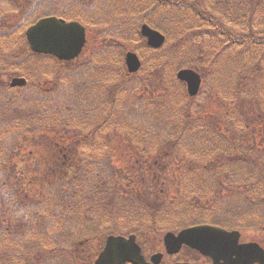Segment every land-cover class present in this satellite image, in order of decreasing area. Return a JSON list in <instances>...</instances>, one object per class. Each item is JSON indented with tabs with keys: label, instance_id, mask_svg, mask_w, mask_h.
Masks as SVG:
<instances>
[{
	"label": "rangeland",
	"instance_id": "obj_1",
	"mask_svg": "<svg viewBox=\"0 0 264 264\" xmlns=\"http://www.w3.org/2000/svg\"><path fill=\"white\" fill-rule=\"evenodd\" d=\"M55 1L42 0L41 4L43 7H48V10L52 9V11L64 17L82 23L86 28L87 42L83 52L75 60L68 62V67H65L66 71H70L69 76L73 72H81L84 76L82 81L90 83L89 85H82L81 91L77 95L89 96L95 81L102 83L104 88H110L114 85V82L118 81L119 77H126L124 65L126 51H135L139 55L142 65L138 73L130 76L131 79L135 77V83H127L129 88L125 90L118 88L116 93L114 92L112 101L108 90L106 92L104 90L101 95V98L105 101L103 111L108 113L107 110L112 105V117L117 118L114 129L111 127L106 129L105 125L98 129L100 121H102V115L95 111V116L89 120H84L86 124H82L77 128L72 124L63 125L65 134L60 133V136H56V133H51L52 128L45 129L48 123V116L46 110H44L46 103L35 102L34 100H36L39 89H47L48 82L53 74V72H50L53 67L61 66L63 63L52 58L51 60L45 57L32 56L26 47L23 35L24 28H18V23H16L17 9L13 8L18 6L6 2L9 5L8 9L5 7L6 3L0 1V12L3 13V15L0 14V59L7 57L8 62L12 63L11 65L9 63L0 64V116L6 114L4 109L9 103L2 101L11 96L20 95L21 99H29L36 107V110L32 106L26 107L27 112L20 110L23 114L20 117L21 122L18 123L19 126L16 127L15 134L12 135L14 130H10L5 140L0 138V150L4 153L0 154V173L3 172L2 176L5 181L8 179L11 181V183L5 184L13 185L16 189L17 202L19 203V206L15 207L16 210L22 207V209H28L32 212L34 210L42 212L26 225L25 218L27 216L23 220L16 218L15 213L17 211L11 210L7 205L8 203L2 202L0 199V259L2 261L0 264H7L8 261L13 262L14 260L17 261V264H92L91 254L93 249H97L99 245L100 233H103L105 237L111 232H114L113 235H116V233L125 235L129 231H135L140 235L142 243L140 245H143L141 247L142 252L148 257L155 251L162 249V238L160 237L162 232L164 233L168 229L176 232L182 227L199 224V222H202V220H199L200 215L205 213L211 206L206 204L201 207L204 199H200L199 207H194L191 204L195 200V196L188 198L187 201L191 203L189 204L185 201V196L179 195L181 192L180 188L175 185L176 183L168 184L166 177L163 175L160 176L162 178L157 175L158 178H155L154 185L147 188H144L141 180L139 185L137 177L130 176L129 179L125 177L122 168H127V161L129 167L139 166L133 159H130L131 155L137 153V150L132 146L130 147L129 141H126L125 128L136 132L140 124V114L136 113L132 117L133 120H130L129 116H125L129 114V111H125L124 103L131 100L132 102L129 103L131 106L141 104L144 112L145 104L148 108V103L154 106L159 105L153 109L156 117L164 115V117L169 118L173 114L174 116L168 120L169 124H173V120L177 115L180 116L176 118V121L180 123L184 121L183 107L191 102L197 109L192 113L193 119L197 120L194 123H202V120L213 117L218 118V124L223 127L219 134H224L221 142L227 136L228 142H238V144L245 145L246 139L253 137L252 133L257 135L260 132L258 126L260 122H264V107L260 108L259 104V107L256 106L250 109L247 104L244 107L246 114H239L226 108V104L233 102L234 98L227 97L225 99L221 95L222 91L231 89V86L233 87L234 78L238 76L233 73L237 64L234 55L241 58L239 66H242L245 69L244 72L248 74L246 70L250 69L251 66L253 68V64L261 57V53H250L243 50V54L240 55V52L237 51L239 47H231L229 43L225 42L226 39L231 41L230 35L236 38L241 35L246 36L245 32L249 24L245 22L243 28L236 25L234 18H232V24L219 22L217 11L213 10H207L205 13L216 20V24L219 25L217 29H213L214 24L193 22V15L188 13L191 12V8L195 4L193 0H171L174 4L180 5L176 8H180L181 11L166 6L164 2L167 0H77L78 5L76 2L72 4V0L68 2L60 0L57 5L52 7ZM152 1L156 3L154 13L160 18L170 20L168 23L160 22L167 31L164 32L167 41L164 45L155 47V49L160 50V53L156 55L152 53L155 49H148L145 43L138 41L140 39L141 16L148 11V8L145 9V7ZM199 1L202 2L203 0ZM69 3L70 6H67ZM223 10V8L219 9L221 13H225V10ZM45 12L42 9L37 10V13ZM26 16H29L28 12ZM32 18L31 16L30 19L32 20ZM253 26H258V23L253 21ZM219 29L224 31L225 35H219ZM133 31L135 34H133ZM173 44L174 48H177V54L170 56L172 54L170 49H174ZM189 59L191 61H188L189 64L185 66L177 64L181 60ZM195 65H199V69L202 70L198 72L202 75L203 82L198 95L192 99L188 97L185 86L177 81L176 73L181 68H187L186 66L194 69ZM256 69V79L259 82L254 87L261 92V90L264 91V67L258 68L257 64ZM15 76L26 78L27 83L25 86L10 90L8 83ZM38 81H40L39 87ZM72 82L74 80L70 78L63 81L59 86V90L69 93V95L65 94V97L62 98L64 105L69 106L72 103L76 105L78 111L81 103L70 96V84ZM253 83V80H251L247 85ZM257 85L258 87H256ZM211 92L215 95L214 98L210 94ZM178 96H180L179 99ZM15 102L19 103L17 100ZM86 108L89 113H92L90 103L86 105ZM120 110L123 111L122 115ZM227 111L230 112L229 114L232 117V124L224 117ZM16 117H18L17 114ZM81 123L82 121H80ZM119 123H122V125ZM229 124L236 129L235 133L232 128H228ZM143 125L140 134V155L155 149L154 146H149L148 136L142 138V134L147 131L148 127L147 123ZM254 126H257L255 130L253 129ZM92 129H95V134L98 132L101 136L102 148L99 145L97 146L98 149L95 148L91 136L90 139L88 138L89 140L67 147L70 141L75 140L73 138H78V134L83 137L84 133L90 134ZM237 131L242 135L240 140ZM16 134L21 135V139L15 143L16 138L14 139V136ZM121 136L124 138L123 142L119 141ZM135 138L136 136H133V139ZM190 139L192 146L200 145L197 137ZM258 140L264 143V135H260ZM49 141L63 147L66 153L55 157L56 161L60 162L61 171H59L64 191L63 201L60 202L56 212L58 218L55 216L54 202L48 201L50 199L46 191V185L27 184L33 170H36L37 174L42 173L41 158L43 155H39V152L40 149L47 146ZM261 142H256L255 145ZM112 143L114 144L112 145ZM145 145H148V147ZM202 151L203 148H194L196 154H201ZM34 152H37L38 155ZM91 155H100L110 159L112 165L117 168L116 181L118 182L114 187L113 197L111 196L109 174L99 177L95 170L88 169L91 164L101 159ZM32 157H35V161L29 166V158ZM9 159L10 164L7 165L6 161ZM113 159H117L116 162ZM187 162L192 163L193 161L190 158ZM161 163L166 165L168 160L162 159ZM62 165H66V167H62ZM74 167H77V169H74ZM83 168L89 172V176L86 177L88 183H85L83 181L84 177L81 176L84 172ZM75 171H78L79 174H74ZM220 171L218 167L216 173ZM224 179L225 177L222 176L221 180ZM0 188L5 189L4 186H0ZM139 196L140 202L143 197H148L151 200L147 210H140V204H137ZM215 196L216 194L211 195L212 198ZM242 199L244 198H239L238 201L242 203ZM157 204H159L158 207L155 206ZM181 204H185L187 214L178 220L176 215H178V206ZM212 204V214L208 215L212 221H215L212 223L221 225L225 215L227 219L225 223L229 227L235 228L239 222L238 220H240V240L260 241L257 235H263L264 231L260 230L258 232L257 228L251 226L256 230L253 233L250 229L245 228L243 224L246 221L242 220L241 217L238 219L229 210H223L216 207L217 205L214 203ZM213 207L216 208L213 209ZM110 208L114 209L113 213ZM162 213L170 218L171 226L158 222L157 217ZM108 215L112 216V219L118 216L117 223L110 233L104 230L102 224L106 222ZM173 217L174 219H171ZM56 218V225L52 228ZM9 220L11 223L3 222ZM97 225L102 226L105 232H102ZM15 232H17L16 235ZM28 232L32 233L29 239L26 235ZM51 232L54 234L52 241H50L52 237H49ZM100 243L102 246V242ZM41 249H44V253L41 255L42 259L35 253L40 259V262H37L32 250ZM174 261H188L192 264L206 262L196 252L186 248L182 249L179 254L164 259L161 264Z\"/></svg>",
	"mask_w": 264,
	"mask_h": 264
},
{
	"label": "trees",
	"instance_id": "obj_2",
	"mask_svg": "<svg viewBox=\"0 0 264 264\" xmlns=\"http://www.w3.org/2000/svg\"><path fill=\"white\" fill-rule=\"evenodd\" d=\"M193 1L195 4L191 8V12H188L193 15V22L214 24L213 29H217L219 25L216 24V20L205 13L207 10H213L217 11L219 22L222 21L232 24V18H234L236 25L239 27L243 28L244 22L249 24L248 29L245 32L246 36L241 35L240 37L236 38L231 37L230 35L231 41L226 39L225 42L229 43L231 47H239V50L237 51L240 52V55L243 54V50H246L250 53L259 52L261 53V57L255 61L256 63L253 64V68L251 66L252 69L250 68L246 70L248 71V74H246L244 72L245 69L242 66H239L241 58L234 55L235 59L237 60V64L234 67L233 73L237 74L238 76L234 78L233 87L231 86V89L223 91L224 98H234L233 102L226 104V108L239 114H246L244 107L247 104L249 105L250 109H253L256 106L259 107V104L260 108H262V106L264 107V91L261 90V92H259L258 89H255L254 87L259 82V80L256 79L257 75L255 74L257 70V64L258 68L264 67V0H207V2H205V0L202 2L199 0ZM39 2L40 0H33V6L30 8L26 7V5L19 6L18 4H15V1H12L11 5L18 6L15 9H17L19 13L18 16L21 18L20 21H18V28H25L31 22L35 21L34 19L37 17V15L43 16L56 13L52 11V9L48 10V7H45V13L37 14V10L40 8ZM75 2L78 5L77 0L72 1L73 4ZM164 4L181 11L180 8H176L180 5L174 4L171 0L165 1ZM155 7L156 3L154 1L149 3L145 7V9L148 8V11H146L145 14L141 16L142 18L140 22H145L160 30L162 33L167 32L160 22L164 21L168 23L170 20L158 17V15L154 13ZM220 8H223L225 13H221L219 11ZM31 9L33 17L32 20L29 16H26V13ZM49 11L51 12L48 13ZM253 21L257 22L258 26H253ZM19 23L21 24L20 27ZM232 29L237 30L236 28ZM133 34H135L134 31ZM219 35L223 36L225 35V32L219 29ZM138 41L140 43L144 42L141 37L138 39ZM174 49H170L172 52L170 56L177 54V48L175 50ZM152 53L155 55L159 54L160 50H155ZM31 54L32 56L34 55V57H39L33 53ZM40 57L51 58L44 55H41ZM188 61H191V59L181 60L180 62H177V64L179 66H185L189 64ZM61 63H63L61 66L53 67V70L50 71L53 72V74L48 82L47 89L40 90L37 94L36 100L34 101L45 102L46 107L44 110H46L48 116L57 118L58 123L63 121H75L76 124L80 125V121H82L81 124H86L84 120L91 119L96 115H94V112L98 111L102 115V121H100V125H106L108 122V114L104 115L102 108H104L103 103L105 101L101 98V95L104 90L105 92L108 90L110 100L112 101L114 99L113 88H104L102 83L95 81V85L90 91L91 93L89 96L77 95L81 91L82 85H89L90 83L82 81L84 76L81 72H73L69 76L70 71H66L65 69V67H68L69 64L67 62ZM194 69L198 70L199 72L202 71L199 69V65H195ZM69 78L74 80V82L70 84V96L81 103V107L78 111L76 109V105L72 103L69 106L66 104L64 105L62 101V98L65 97L64 95H69V93L67 91H65V93L60 91L59 86L63 81L69 80ZM251 80H253L254 83L247 85ZM256 87H258V85ZM13 97L11 96L8 99H4L2 101L9 102L6 106V109H4L6 114L4 116H0V138H4V140L6 139L10 130H14L12 135L15 134L16 127L19 126L18 123L21 122L20 117L23 114L20 110L27 112L26 107L28 106H32L34 110H36V107L30 102L29 99H21L20 95ZM15 100L19 101V103L15 102ZM88 103H90L92 113L87 111L86 105ZM148 104L149 108L147 107V104L144 105L145 112L143 111L141 104H136V106H132L128 110L129 119H133L132 117L136 113L140 114V134L142 133V128L144 126L143 124L147 123V131L142 134V138L148 136L150 142L149 146L152 145L155 148H150L152 151L146 153L145 155H140V167L145 169L146 174L148 173L152 175L155 171H158L160 169L159 165L157 164L158 158L166 156V158L170 161V165L177 166L179 177L181 176L180 173L188 171L186 172V178L182 183L185 186L183 189L186 193L195 194L198 197L195 198L192 204L186 200L185 201L194 207H199L200 198H202L204 200L201 204V207L206 204L211 206L205 211V213L202 214V218L205 220L204 222H215L208 217V215L212 214V203H214L217 205L216 207L222 208L223 210H229V212L232 213L234 217L236 216L237 218H240L244 216V218L255 222L256 227L264 231V143L258 140L260 135H264V122L259 123L258 127L260 132H258L257 135L252 133L253 137L246 139L245 145L238 144V142L230 143L226 141V139H228L227 136L225 137V140L221 142L222 135L224 136V134H219V131H221L223 127H220L218 122H216L218 121V118L213 117L207 120H202L199 118L203 122L194 123L197 120L193 119L192 113H194L197 109L193 104H191V102L183 107L184 121L181 123L176 121V118L180 116L177 115L173 120V124L168 123V120L174 116L173 114H171L169 118L164 117V115L156 117L153 109L159 105L154 106L153 104ZM111 106L112 105H110V108ZM229 113V111L225 112L224 117L232 124V117ZM16 114L18 117H16ZM58 123L55 126H57ZM256 127L257 126H254L253 129L255 130ZM228 128H232L235 133L236 129L232 125L229 124ZM92 134H94L93 129L90 131V134H83V137H81V134H78V139L70 141L67 147L73 144L77 145L78 142L88 140L89 135L91 136ZM237 136H240L239 140L242 138V135L238 131ZM193 137H197V140L200 143L199 146H192V141L190 138ZM15 138L16 143L21 139V135L16 134L14 136V139ZM256 142L261 143L255 145ZM145 146L148 147V145ZM58 147L59 146H57L56 143L49 141L47 146L42 148V151L39 154L43 155L41 158L42 173L37 174L36 170H33L30 173V178L27 180V184L38 186H41L42 184L44 186L46 185V191L50 199L48 201L54 202L56 209L55 216L57 218L58 215L56 212L60 202L63 201L62 197L64 193L63 181L60 173V162L56 161L55 159L57 155H60L58 152ZM196 147L203 148L201 154H196L194 152V148ZM100 148H102V146H100ZM62 151L65 153L64 150ZM164 151L168 152L170 155L154 154V152L162 154ZM34 153L38 155L37 152ZM71 156L73 158V154ZM91 156H97L101 159L96 161L94 164H91L88 169L95 170L99 177L103 176L104 174H109L111 189H114L118 181L115 180V168L112 165L111 160L101 157L100 155ZM190 158L193 161L192 163L187 162L190 160ZM116 160L117 159H115L114 162H116ZM34 161L35 157L29 158L28 165L31 166ZM7 162L8 161H6V164ZM62 167H66V165H62ZM127 167H129V165H127ZM218 167L221 171L216 173V169ZM74 169H77V167H74ZM122 170L125 174V177L129 179L131 176L130 172L127 170L126 173L124 168H122ZM2 173L3 172L0 173V186H4L5 189L0 188V199L2 202L8 203L7 205H11V208L13 209L14 207L19 206L16 197L18 194L15 191L16 189L13 187V185L5 184L11 183V181L9 179L5 181L3 179ZM62 173L64 175V171ZM40 174L41 176H39ZM74 174L77 175L79 173L78 171H75ZM81 176L84 177L83 181L88 183L86 177L89 176V172L86 169H84V172H82ZM222 176L225 177L224 180H221ZM21 183L25 184L24 182ZM214 194H216V196L212 198L211 195ZM242 197L244 199H242V203H240L238 199ZM73 198L75 197L73 196ZM149 204L150 200L148 197H143V201L140 203V210H147ZM216 207H213V209ZM48 208H50V206H48ZM111 211L113 213L114 210L111 209ZM15 214L16 218L20 220H23L25 216H27L25 219L28 221H31L34 217H38V214L35 210L32 212L28 209H21ZM185 214H187L185 204L179 205L178 215H176V212L175 215L184 217ZM30 215L32 216L30 217ZM57 218L53 222L52 228L56 225ZM117 218L118 216H115L112 219V216L110 215L106 217V222L102 224L104 230H107V233H109L114 228L115 224L117 223ZM157 219L164 221L166 224H170L169 218L166 214L162 213L157 217ZM4 222L7 223V221ZM8 222L11 223L10 220ZM225 222H227V219L224 215L221 225L228 226V224ZM97 227L102 232H105L102 226L99 227V225H97ZM105 227L107 228L105 229ZM53 235L54 234L52 232L49 233V237H52L50 238V241L54 239ZM103 235V233H100L99 239H102ZM35 253L40 256L44 253V251L41 249ZM1 262L2 261L0 259V263ZM7 264H17V261H8Z\"/></svg>",
	"mask_w": 264,
	"mask_h": 264
},
{
	"label": "water",
	"instance_id": "obj_3",
	"mask_svg": "<svg viewBox=\"0 0 264 264\" xmlns=\"http://www.w3.org/2000/svg\"><path fill=\"white\" fill-rule=\"evenodd\" d=\"M141 33L151 46L159 47L164 41V36L160 32L145 24L141 26ZM26 38L31 50L49 53L64 60L76 57L85 42L84 28L79 23L65 22L55 17L38 20L26 30ZM126 64L130 72L136 71L140 66L137 56L131 52L126 54ZM177 77L186 82L190 95L197 93L200 86V76L197 72L182 69L177 73ZM23 82V78H15L11 85ZM236 233L201 225L185 229L177 236L167 233L164 241L168 253L178 251L181 244L186 243L202 254L212 256L214 259L212 264H252L254 262L264 264V251L255 243L238 244ZM98 260L101 264H123L126 261L132 264H157L160 259L158 260V256L154 255L151 258L153 263H148L140 255L132 237L125 239L120 236H110Z\"/></svg>",
	"mask_w": 264,
	"mask_h": 264
},
{
	"label": "flooded vegetation",
	"instance_id": "obj_4",
	"mask_svg": "<svg viewBox=\"0 0 264 264\" xmlns=\"http://www.w3.org/2000/svg\"><path fill=\"white\" fill-rule=\"evenodd\" d=\"M17 1V0H16ZM134 233V232H133ZM129 234V233H128ZM135 234V233H134ZM99 253H100V243H99V245H98V247H97V249H93V252H92V254L91 255H93V262H94V260L98 257V255H99ZM93 262H92V264H93Z\"/></svg>",
	"mask_w": 264,
	"mask_h": 264
}]
</instances>
